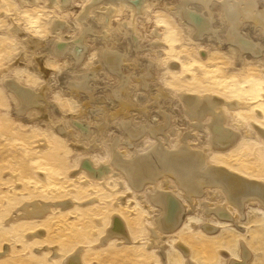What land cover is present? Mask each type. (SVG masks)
Instances as JSON below:
<instances>
[{
	"label": "rangeland",
	"instance_id": "1",
	"mask_svg": "<svg viewBox=\"0 0 264 264\" xmlns=\"http://www.w3.org/2000/svg\"><path fill=\"white\" fill-rule=\"evenodd\" d=\"M54 1L0 0V75L6 74L4 79L31 91L48 88L47 102H42L47 109L44 118L37 113L14 112L18 101L0 82V251L7 248L0 264H51L48 247L56 245L60 252L83 246V264H157L156 250L143 239L145 227H150L154 216L152 207L149 209L144 193L120 177L112 165V152L129 148L131 153L133 147L147 150L158 143L163 148L166 144L176 148L187 136L188 145L203 150L214 164L264 179V139L258 131L264 130L263 61L249 54L235 58L225 37L227 22L221 5L224 0H146L137 14L126 4L118 3L109 19L104 18L108 0H69L66 6L67 0ZM235 1L242 5L248 0ZM251 1L257 9H264V0ZM184 6L204 17L210 14L219 37L209 34L201 40L194 39L191 26L182 20ZM85 7L90 8V18L83 16ZM243 23L240 28L248 24V33L255 40L243 37L261 49V24L256 29L251 22L242 26ZM82 34L85 52L76 64L72 55L55 53L59 41L73 48ZM131 37H136L137 42ZM27 38H35L41 45L31 47ZM107 50L126 55L119 73L107 68L101 58ZM36 57H42L47 71L39 68ZM150 72L152 78L142 79ZM75 77L84 85L82 91L71 88ZM124 83L126 92L115 95L116 89L125 88ZM185 90L218 95L225 104L241 101L242 105L225 112L226 129L237 135L235 144L223 152L209 147L206 121H199L202 127L198 128L197 120L183 113L181 94ZM15 102L18 105L11 109ZM126 102L130 107L122 109ZM78 121L86 126V136L75 125ZM126 121L131 126L149 124L165 129L155 135L145 132L132 144L122 130ZM58 124L66 134L56 130ZM72 143L77 149L72 148ZM87 157L92 160V168L106 166L110 170L107 176L97 179L82 170L80 162ZM174 186L176 197L183 199L177 200L186 203L187 196H181L182 189ZM209 192L204 191L205 204L218 195ZM33 199H71L72 204L56 208L36 223L10 216L20 204ZM188 210L190 214L176 232L190 247V257L199 264H225L227 258L238 259L241 243L251 252L250 264H264V208L256 201L245 203L239 223L211 222L218 229L210 234L198 227L204 219L195 207L188 206ZM113 215L121 219L130 238L93 246ZM34 230H41L42 235L32 236L30 232ZM172 241L167 239L161 244L166 246L165 264H184Z\"/></svg>",
	"mask_w": 264,
	"mask_h": 264
},
{
	"label": "bare ground",
	"instance_id": "2",
	"mask_svg": "<svg viewBox=\"0 0 264 264\" xmlns=\"http://www.w3.org/2000/svg\"><path fill=\"white\" fill-rule=\"evenodd\" d=\"M145 1L146 0H108V2L106 1L105 3L106 5H109L108 6L109 8L107 7L108 8L106 13L107 16H104V18L105 19L111 18L112 14L116 10L115 6H117L118 3H122V5L126 4L128 8H131L132 10H134V13L137 14L141 11V9H143L145 5L144 4ZM57 2L58 1H56V3ZM69 2H70L69 0H67V2H64L65 6L69 4ZM236 2L237 1L235 0H224V2L222 1V4L220 2V4L223 7V14L227 22V36L225 37H228V42H229L228 47L234 51L235 58L240 59L241 56L249 57L246 56L249 54L250 57L252 58L262 60L264 67V42L262 43L260 49L256 44L252 43V40L250 41L249 39L243 37V36L246 37L248 36V38L255 40V38H253L252 35L248 33L249 29H251V28L248 29V24H247L248 22L252 23L253 28H256V26L261 24L259 28L261 29L262 34L264 35V28H262L264 25L263 23L264 9L262 10L257 9L255 7V4L251 0L246 1L242 5L240 4L238 5ZM49 3H51L50 0ZM89 9L85 7V10L83 11L84 17L87 16L90 18V16H88ZM90 12L93 13V10H91ZM219 13L217 12L216 14ZM209 15L210 14H208V17H206L207 15L204 17L202 14L196 13V11L193 12L190 11L189 9H185V6L184 9H182V20L184 21L185 24L191 26L190 32L193 31L192 37L194 39L201 40L203 39L204 36H207L209 34L211 37L218 36V34H216L217 32L214 31L211 15L210 16ZM259 21L261 22L259 23ZM241 22L242 23L244 22L242 26H244V24H247V27L245 28L242 27L241 29L240 28ZM55 24L57 25V21ZM14 30L19 31L16 27H14ZM85 31L83 32L84 34ZM105 34L106 33L104 32V35ZM75 37H77V34L75 35ZM136 37H131V40L134 43L137 42ZM224 39L226 38L223 37V40ZM26 41L30 44L31 47L38 48V46L41 45L40 41L35 38H27ZM85 41H86L85 38L83 39V34L79 38H77L76 41H74L76 42V45L75 46L73 45L74 46L73 48L72 46L68 47L69 44L66 46V44L63 45L62 42L59 41L55 47V53L60 56L63 55L69 56V54L72 55L75 58V64H76L78 61L82 59L84 55L85 46H86ZM221 43L222 42H220V44ZM102 55L103 57L101 56L100 57L103 58L106 67L113 72L119 73L118 71L119 65L123 62L126 55L122 56L119 53L109 50L105 51L104 54L102 53ZM36 61L39 64V68H41L43 72L47 71V69L43 65L42 57H38ZM91 74H93V72ZM5 75H0L1 77L0 82L1 84H3L4 89L10 95V97L13 98L14 96V99H16V101H18L19 104V107L17 106L18 107L17 110L14 109V107L18 104H16V102L15 104L12 103L11 109H14L13 110L14 112L18 111L21 115L25 113L29 115L37 113L38 114L37 116L46 118L47 109L44 108L45 105L43 106L42 102L46 101L45 98L47 95L48 88L44 87V89L41 90L39 89L36 92L31 91L29 88L27 89L23 87V85L17 84L13 80L4 79L7 77V75L6 76ZM147 77L149 78L153 77L151 72L146 76L142 77V79H145ZM79 79H80L79 77H75L74 78L75 81L74 82L72 81L73 83L70 84L71 88L75 91H82L81 89L84 86L83 84L81 85L79 84L80 82ZM124 85L125 88L121 87L120 89H116L115 92H117V94L115 93V95H118L119 92L122 93L126 92L127 83H124ZM83 88L85 89V87ZM211 94L210 93L203 94L202 92V94L198 95L187 91L183 92L181 94L182 103L185 107L183 113L187 115L190 119L197 120V122L195 121L197 124L195 126L198 128L202 127V123H199V121H206V123H204V126L210 131L209 137L211 143L208 142L209 147L217 150V152L218 150L223 152L224 149L227 150V148H230L233 144H235L237 138V135L234 131L228 130L225 127V116H226L225 112L231 110L233 107L236 108V106H238L239 103L242 105V103L241 101H235L225 104L226 101L224 100L225 102H223L222 99H220V96L214 94L211 95ZM262 97L264 98V92L262 93ZM121 107L122 109H126L130 107V105L128 102H126L124 104L122 103ZM207 117L208 120H206ZM55 122L56 121H53V123ZM71 122L73 123V121ZM50 125H51V121H50ZM75 125L79 129H81V131H83L84 133V136H86V133H88L86 126L79 123V121L78 123H75ZM131 125L132 124H130V122L129 123L127 121L124 122L122 124V128H123L122 130L123 132H125L126 135L124 137H127L128 142L131 141L132 144L141 137H143L145 132H151L153 134L160 133L161 131L163 132V128H164V126L158 127L153 125L151 126L149 124L145 126L139 125L138 127L137 125L136 126H131ZM56 130L63 135L66 134L63 131L62 126H60L59 124L58 126H56ZM81 131L79 132L81 133ZM258 131L264 139V130L258 129ZM205 134L207 135V133ZM92 135L93 134L91 133L90 136ZM186 137L187 136L182 137V142L184 139V143H182L181 145H179V141H178L179 146L176 148H172V146L169 144L168 145L166 144V147L163 148L158 143L155 146L152 145V147H148L149 149L147 150L146 148H142L139 150L138 148L133 147V145L130 144L129 146L130 147L132 146L133 147L132 149H134L131 151V153L129 152L130 150L129 148H125L124 152H121L122 150L120 152L117 151L112 152L113 153L112 165L115 168V170L119 171L120 177L126 178L125 180H127L131 186L136 188L138 191H141V193H144L148 201V207L150 206L149 209H151L152 207L151 210L154 212V216L152 217V219H150L151 220L150 227L148 225L145 227L146 235L143 237V239L147 244H149V246L153 247L156 250V257L158 259L157 264H165L167 262L165 258L166 246L161 245L167 239L169 241L175 240L172 241V245L179 252L184 264H199L193 257L192 258L190 257V251H191L190 247L179 238V235L176 232L178 231L177 229L181 225V223L185 221L187 214L191 212L188 210V206L195 207L198 216L204 219V221L201 224H199L198 227L203 232L205 233L207 232L209 234L213 233L217 228L215 227L216 225L211 224V222L216 223L219 221H227L230 222L231 224L239 223L241 221L240 216L242 215V212L244 210V205L249 200L256 201L261 207L264 208V179L261 180L256 179L252 176H248L239 171L232 170L224 165L221 164L219 165L218 163L214 164L213 161L208 159L205 153H202L204 152L203 150L188 145L189 143H187L186 141L187 140L189 141V139L186 140ZM153 138L155 139L154 142L157 143L156 142L157 137L154 136ZM115 145L116 144H114V146ZM110 147H111L110 150H112V146ZM72 148H76V146L73 145ZM109 153H111V151ZM128 155L132 156V158L130 159L124 158ZM89 157H87L86 159L83 158L80 162L79 167H81L82 170H87V173L89 175L97 179H103L105 176H107L110 170H108L106 166L98 169L97 166H95L96 168H92L94 165L93 166L91 165L90 162L92 160L89 161L88 160ZM102 162H104V160ZM173 185L176 186L178 185L179 188L182 189L183 194L181 193L182 194L181 196L183 195L185 197L187 196L186 203L182 201L183 199L180 197V195H177L176 197V188L175 186L173 187ZM177 191H179V189ZM204 191L206 192V194L207 193L209 194L210 193L209 191H213L215 194L218 192V195H215L210 203L207 202L208 204H205L206 203L205 201H204L205 203L202 202ZM179 197L182 199L181 201L183 203L177 200V198ZM64 200H59V201H46L39 199L28 200L20 204V206L16 210L12 211L9 214L12 218L22 219L28 223L29 222L36 223L39 222L46 214H48L51 211H54L56 208L62 206L67 207L72 204L71 199H66L65 201ZM223 200L226 202L222 203ZM197 205L199 206L198 209L196 208ZM109 219L110 220L107 226L105 227L104 233L102 232L101 235L96 237V242L94 243L93 246L103 247L112 239L115 242L116 241L121 242V241H127L130 238L129 232H127L121 219L118 216L113 215ZM30 234L32 236L35 235L40 237L42 235V232L41 230H34L31 231ZM48 251H49L48 260L50 261L51 264H83V260L81 257V253L83 252V246L80 245L74 246L70 249L60 252V250L56 245V246L48 247ZM6 252H7V248L4 247L3 252L0 251V257H3ZM250 257H251V252L249 251V249H247L244 246L243 243H241V246L239 247L238 259L227 258L225 264H250L249 263Z\"/></svg>",
	"mask_w": 264,
	"mask_h": 264
}]
</instances>
